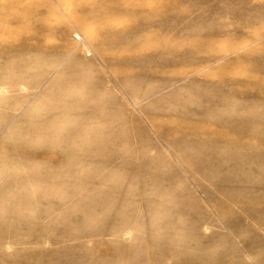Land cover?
I'll return each instance as SVG.
<instances>
[{
  "label": "rangeland",
  "instance_id": "1",
  "mask_svg": "<svg viewBox=\"0 0 264 264\" xmlns=\"http://www.w3.org/2000/svg\"><path fill=\"white\" fill-rule=\"evenodd\" d=\"M26 132L0 264H264V0H0V147Z\"/></svg>",
  "mask_w": 264,
  "mask_h": 264
},
{
  "label": "bare ground",
  "instance_id": "2",
  "mask_svg": "<svg viewBox=\"0 0 264 264\" xmlns=\"http://www.w3.org/2000/svg\"><path fill=\"white\" fill-rule=\"evenodd\" d=\"M138 5L141 6V7H146V0H138ZM73 24L77 25L79 27V26L82 25V22L74 21ZM55 30L57 31V33H59V34H61L63 36L69 35V34H71V32H74L76 34L73 36L74 37L73 39L75 40V39L80 38L79 34L74 31V27L70 23L57 24L55 26ZM138 35L140 37L146 36V31L143 30V29L139 30L138 31ZM127 51H128V49H127ZM21 78H22V76L18 77L17 80L10 81L8 83L6 82V84L8 86L12 87V89L16 90L15 88L19 87L20 84H21V82H20ZM122 81H124V79ZM67 86H68V84H67ZM62 99H64V96L62 98H59L58 95L49 96L48 97V100H49L48 102H57V101L62 100ZM97 113H100V112L98 110H96V109L95 110H91L90 112L85 110V111L79 113L78 108L75 109V108H67V107L64 108V107H61V106H55L54 108H52V109H50V110H48L46 112H42V114H39V117L40 118H45V119L56 120V119H61V118H64L66 116H70V115H74V114H84V115L88 114L89 116H92V115L95 116ZM50 121H52V120H50ZM81 127H84V126H81ZM119 130L123 131L124 127H120ZM30 142H31V135L28 132H26L25 135L20 136L17 139V142H14L9 147H7V148L6 147L5 148L0 147V150H3L6 153V155L4 157H0V178L1 179H2L3 175H5L7 173H10L11 170L14 171L13 170L14 168H16L18 166H21L22 164L25 163L24 162V155H25L26 152L25 151H19V148L27 146ZM12 150H14L16 152H13ZM72 151H75V149H72V150L68 149V150H66L64 152L66 161L70 160L71 157L69 156V154ZM55 157L56 156L54 154L50 155V159L55 158ZM69 163H70V165L72 164V162H70V161H69ZM43 174L44 173L40 174V177L43 176ZM6 181H8V179L7 180H3V179L0 180V186H4L6 184Z\"/></svg>",
  "mask_w": 264,
  "mask_h": 264
}]
</instances>
